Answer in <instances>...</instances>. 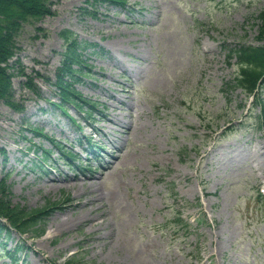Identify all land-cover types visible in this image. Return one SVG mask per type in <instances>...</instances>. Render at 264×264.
I'll return each instance as SVG.
<instances>
[{
	"label": "rangeland",
	"instance_id": "obj_1",
	"mask_svg": "<svg viewBox=\"0 0 264 264\" xmlns=\"http://www.w3.org/2000/svg\"><path fill=\"white\" fill-rule=\"evenodd\" d=\"M125 1L50 0L54 15L16 36L23 111L0 102V177L13 205L51 215L39 237L2 231L0 264H264L261 105L225 90L237 74L228 51L260 44L264 0ZM66 29L103 49L76 83L98 103L90 118L54 107V84L37 76L55 82ZM50 139L72 149L77 172ZM30 146L52 150L47 171Z\"/></svg>",
	"mask_w": 264,
	"mask_h": 264
},
{
	"label": "trees",
	"instance_id": "obj_2",
	"mask_svg": "<svg viewBox=\"0 0 264 264\" xmlns=\"http://www.w3.org/2000/svg\"><path fill=\"white\" fill-rule=\"evenodd\" d=\"M108 1L117 5H126L125 0H97ZM54 15L50 0H0V102L3 101L6 105L15 111H23V107L18 104L13 94L14 73L10 72V61L15 57L17 47L15 39L24 23L30 21H39L47 16ZM259 35L258 45L241 44L234 49H230L227 53L228 61L236 58L237 74L232 81L225 83V90L241 89L247 96H254L255 103L262 106V111L259 116L261 125H264V105L261 100L262 90L264 88V11L258 17ZM65 43V50L62 52V60L56 71V80L53 83L50 78L37 73L43 81L54 84L57 90L58 101L53 102V106L58 108L63 114L68 115V106L74 107L78 112L84 113L88 118L92 117L98 108V103L90 98H87L80 92L76 83L82 81L84 76L91 75L92 66L89 63L87 54H97L103 49L97 50L98 44L79 40L78 36L71 30H64L60 33ZM88 52L89 49H92ZM86 53V54H85ZM21 75H26L24 71ZM34 78L28 76L26 85L35 94L40 95L38 89L32 83ZM36 134L42 136V132L38 129L34 130ZM49 139V138H48ZM54 150L59 153V157L75 172L79 167L75 165L76 156L72 149L66 148L64 144L50 139ZM91 146H93L91 144ZM94 146L92 147V149ZM28 150L34 151L39 162V167L45 171L46 162L49 161L52 150L42 148L41 146L33 148L30 146ZM0 152L6 156L3 149ZM6 158V157H5ZM10 185L7 182V177H0V234L6 231V237L10 236V231L24 235L31 234L33 237H39L44 234V223L51 215L48 208L31 209L20 205H13L9 199ZM258 198L264 200V196L258 194ZM7 220V223H3ZM174 222L178 225H183V229H187V223L177 215ZM185 225V226H184ZM20 249V247H18ZM12 253V252H10ZM14 263L15 260L14 259ZM68 264H83L76 257L71 258Z\"/></svg>",
	"mask_w": 264,
	"mask_h": 264
}]
</instances>
